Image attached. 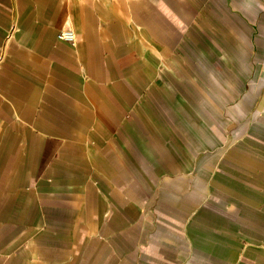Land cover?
Wrapping results in <instances>:
<instances>
[{
	"label": "crops",
	"instance_id": "0c3cea01",
	"mask_svg": "<svg viewBox=\"0 0 264 264\" xmlns=\"http://www.w3.org/2000/svg\"><path fill=\"white\" fill-rule=\"evenodd\" d=\"M0 264H264V0H0Z\"/></svg>",
	"mask_w": 264,
	"mask_h": 264
},
{
	"label": "rangeland",
	"instance_id": "374dc122",
	"mask_svg": "<svg viewBox=\"0 0 264 264\" xmlns=\"http://www.w3.org/2000/svg\"><path fill=\"white\" fill-rule=\"evenodd\" d=\"M223 114L227 120H226V123H224L222 126V131H223V134L225 136L226 146H230V145L240 141L241 139H237L235 136H233V127L235 125L233 123V120L228 115H226L225 109H223Z\"/></svg>",
	"mask_w": 264,
	"mask_h": 264
},
{
	"label": "built area",
	"instance_id": "2783aa9c",
	"mask_svg": "<svg viewBox=\"0 0 264 264\" xmlns=\"http://www.w3.org/2000/svg\"><path fill=\"white\" fill-rule=\"evenodd\" d=\"M60 40L69 41L72 44L76 43L75 34L70 29L62 30L58 35Z\"/></svg>",
	"mask_w": 264,
	"mask_h": 264
}]
</instances>
